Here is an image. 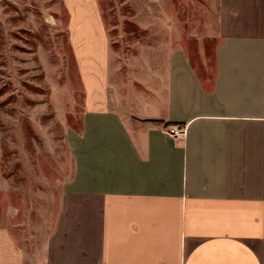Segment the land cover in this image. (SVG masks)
Returning <instances> with one entry per match:
<instances>
[{"label": "crops", "instance_id": "1", "mask_svg": "<svg viewBox=\"0 0 264 264\" xmlns=\"http://www.w3.org/2000/svg\"><path fill=\"white\" fill-rule=\"evenodd\" d=\"M64 3L88 101L74 173L44 252L0 229V264H264V0L220 14L208 74L172 43L119 55L96 0Z\"/></svg>", "mask_w": 264, "mask_h": 264}, {"label": "rangeland", "instance_id": "2", "mask_svg": "<svg viewBox=\"0 0 264 264\" xmlns=\"http://www.w3.org/2000/svg\"><path fill=\"white\" fill-rule=\"evenodd\" d=\"M96 1L119 55L172 43L206 74L219 16L236 7V0ZM71 33L64 0H0V229L29 254L44 252L46 213L74 173L68 139L82 131L88 109Z\"/></svg>", "mask_w": 264, "mask_h": 264}, {"label": "built area", "instance_id": "3", "mask_svg": "<svg viewBox=\"0 0 264 264\" xmlns=\"http://www.w3.org/2000/svg\"><path fill=\"white\" fill-rule=\"evenodd\" d=\"M165 131L173 138L177 140H185L187 132L186 129L179 126H167Z\"/></svg>", "mask_w": 264, "mask_h": 264}]
</instances>
